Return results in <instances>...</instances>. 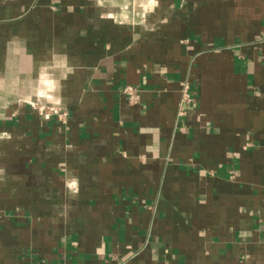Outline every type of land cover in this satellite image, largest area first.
Masks as SVG:
<instances>
[{
	"label": "crops",
	"instance_id": "1",
	"mask_svg": "<svg viewBox=\"0 0 264 264\" xmlns=\"http://www.w3.org/2000/svg\"><path fill=\"white\" fill-rule=\"evenodd\" d=\"M0 264H264V0H0Z\"/></svg>",
	"mask_w": 264,
	"mask_h": 264
},
{
	"label": "built area",
	"instance_id": "2",
	"mask_svg": "<svg viewBox=\"0 0 264 264\" xmlns=\"http://www.w3.org/2000/svg\"><path fill=\"white\" fill-rule=\"evenodd\" d=\"M190 87L187 83L182 85V101L183 103H191V95H190ZM123 96L126 97L128 103L132 106L137 105L140 102V94L141 91L135 87H126L122 91ZM38 112L41 116L44 115H55L58 121L63 124L67 125L69 122V114L66 111L57 110L55 108H45L41 107L38 109Z\"/></svg>",
	"mask_w": 264,
	"mask_h": 264
}]
</instances>
